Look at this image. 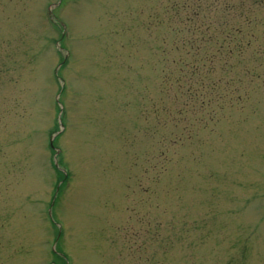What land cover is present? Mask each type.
<instances>
[{
	"label": "rangeland",
	"instance_id": "obj_1",
	"mask_svg": "<svg viewBox=\"0 0 264 264\" xmlns=\"http://www.w3.org/2000/svg\"><path fill=\"white\" fill-rule=\"evenodd\" d=\"M52 1L0 0V264H264V0H60L64 67Z\"/></svg>",
	"mask_w": 264,
	"mask_h": 264
}]
</instances>
